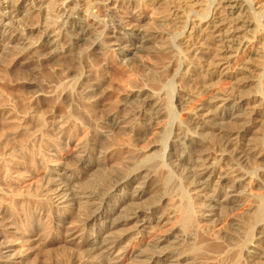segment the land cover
Wrapping results in <instances>:
<instances>
[{
	"label": "bare ground",
	"instance_id": "1",
	"mask_svg": "<svg viewBox=\"0 0 264 264\" xmlns=\"http://www.w3.org/2000/svg\"><path fill=\"white\" fill-rule=\"evenodd\" d=\"M30 1L44 16L53 13L60 18H53L54 24L51 22L38 45L25 43L16 35L19 28L15 24L31 31L24 11ZM96 1L106 19L91 15V0H0V52L4 46L0 53V264H14L17 256L3 229L27 230L44 217L19 226L13 216L42 210H47L48 235H39L36 241L52 235V241L39 246L44 253L52 249L63 264H264V256L250 251L264 243V196L254 200L252 188L264 186L260 141L264 95L252 96L246 91L257 83L256 63H264V56H256L262 33L255 18L256 8L264 0H221L215 13L200 16L190 26L184 43L189 42L197 61L193 68L177 69L174 76L197 88L195 93L193 87L185 86L174 106L182 112L192 98L201 94L209 98L191 108L187 120L191 132L182 127L173 136L167 133L172 137L170 145L165 143L171 150L166 160L155 157L156 148L165 147L154 136L164 119L173 117L171 104L162 103L168 95L139 89L105 113L101 107L109 90L103 82H93L82 66L78 73L73 68L81 42H91L95 48L118 46L114 53L129 63L138 52L154 48L149 44L169 43V31L152 32L141 23L146 18L142 13L145 6L170 0H143L142 9L131 0L130 5L137 9L130 21L111 14L109 4L114 0ZM175 1L186 15L198 14L196 10L202 11L204 6L203 0ZM171 19H165L169 26ZM5 51H13L7 62L3 61ZM64 58L73 64L59 67L67 75L64 83L60 81L52 90L54 85L33 80L46 67L61 65ZM232 68L235 74L231 76ZM229 78V91L216 88L219 81ZM15 90L24 95L16 98ZM232 103L238 110L229 119L236 121V127L216 124L225 121L222 110ZM114 132L129 137L133 145L144 147L146 143L140 160L129 156L119 167L105 166L110 146L119 140ZM97 140L100 142L94 146ZM64 149L77 160L74 167L68 169L53 159L49 168L48 152L58 157ZM163 159L180 181L171 182L172 175L168 180L170 169ZM253 163L261 165L259 178L243 170ZM159 166L163 174L158 180L154 171ZM69 173L75 178L68 177ZM181 180L184 186L179 184ZM241 209L247 211L249 220L234 215ZM172 220L176 223L168 228ZM227 225L228 231L223 228ZM90 226L96 228L92 234ZM146 230H150L148 234L143 233Z\"/></svg>",
	"mask_w": 264,
	"mask_h": 264
},
{
	"label": "rangeland",
	"instance_id": "2",
	"mask_svg": "<svg viewBox=\"0 0 264 264\" xmlns=\"http://www.w3.org/2000/svg\"><path fill=\"white\" fill-rule=\"evenodd\" d=\"M91 1H92V3L90 2L91 7L89 8V10L91 9L90 10L91 15L99 16V18H101V19H106V17L103 14V11L101 10L102 5L97 4L96 0H91ZM114 1L115 2H112L109 4V7L112 9L111 14L112 13L119 14L122 17H124V19H126V21H130L136 12V9L137 8L142 9L143 6H141V5L145 4V3L143 4V0H133L132 5H134V6L137 5L136 6L137 8L136 7L133 8L129 3V2H131V0H114ZM136 1H138V2H136ZM220 1L221 0H203V1H201L202 6L204 5L202 7L203 8L202 11L194 9L197 11L198 14H196V12L193 11V13L189 12L187 15L183 14L179 10V5L175 6L177 4L175 0H170L167 4H164V5L157 4V2H153L151 5H147V6L144 5L145 7L143 8L142 13L145 15L146 18L141 23L143 25V29L146 28L147 30H150V31H152L151 29H153V31L154 30L155 31H158V30L163 31L164 30L163 32H165V30L167 32L169 31V33H170L169 38L170 39H169V43H167L165 45H164V43H161V42L149 44V46H152V47L154 46V48L151 49L152 51L151 50L149 51L148 49H146L148 51H146V50L142 51V52L140 51L141 53L138 52L139 54H136L137 55L136 59H134V57L136 55H134V56L132 55L133 57L130 56L132 58V61H133L132 62L131 59L128 60V61H131L130 63L126 62V60L121 61L122 59H120L116 55V52L114 53V51H116V49H118V46H115V45H107L106 46L105 45V46L100 47V48H95V45L93 46L91 42H81L82 45L77 49V51L75 50L76 53L74 52L76 54V58H77L78 62L74 64L77 67L76 68L74 67L73 69H77V73H78V71L80 70L78 68H80L82 66L81 69H83V70L85 69L86 71H88V73H90V75H91L90 78L93 82H95V83L103 82V85H104L106 91L109 90L107 92V95L104 96L106 99H104V101H105L104 107H101L102 112L107 113L108 111H111V110L115 109L116 107H118L120 102H121V99H123V97L127 96L130 92L137 91L139 89L143 90L144 88H146V89H149V90L156 92V93L160 92V93H164L165 95H168L167 98L165 100H163L162 103L164 104V106L171 104V108L174 109L173 110L174 111L173 117H170V115H169V117H167V119H164V121L159 126L160 129L156 130V132H158V133L155 134L154 139H156L158 142L160 141L165 147V145H166L165 143H168V145H170L171 137L173 136V134L178 129H180V130L183 129V131H185V132H191L192 128L187 121L189 118V113L192 110L191 108H193V107H195L201 103H204V101L206 99H208L209 96L208 95H202L200 92L201 95L199 97H195L196 99L192 98L193 102H190L189 104L184 106V110L182 112H180V109L176 108L174 105H175V101L177 99H179V97L183 96L181 93H183V89L185 91V89H186L185 86L187 85V83H185V81L179 82L180 80L174 76V72L177 69L183 70V68H185V67H192L193 68V65H195V62L197 61V57L193 53L190 45L187 44L188 41L186 43H184L186 40V36L188 35V33H190V26L193 24V22L198 20L200 18V16L203 17V16L210 15L212 13H215V9L217 8V4L220 3ZM94 5H97V7L95 6V8H94ZM7 6L8 5H6V7ZM74 6L75 5H72V8ZM253 6L254 5H252V6L250 5L251 10H252ZM257 6L258 5H256L255 7H257ZM176 9L178 12L176 11ZM256 9L258 12L257 13L254 12V13H256L255 18H256V22H257L258 26L261 27V33H262V38L260 40V41H262V43L259 44L260 49L258 50L256 56L258 54L260 56H264V17L261 15V12H262V14L264 12V4L262 6L256 8ZM24 11L26 12V16H27L26 24L31 26V31L29 29H27L26 31L23 30L21 28V24L20 25L15 24V26L19 28V33H17L16 35L19 36V38L25 40L24 41L25 43L30 41L32 43L36 42L35 44H37V45L40 44L43 41V38L41 36L45 32V30H47V32L50 30L48 28V26L51 25L53 18L57 17L56 19H60L58 17V15L53 16L52 12H51L52 14L48 13L47 15L44 16L43 11L40 12L39 10H37L35 8L33 1L25 3ZM252 11H254V10H252ZM194 13L196 15H194ZM175 15H178V16L174 17ZM197 15H199V16H197ZM167 18L168 19L172 18L171 19L172 23L170 24V26L168 24V21L165 20ZM46 23L48 25H46ZM53 24L54 23L52 22V25ZM59 25L62 28H64L63 22L61 24V21H60ZM41 38H42V41H41ZM184 38H185V40H184ZM108 46H110V47H108ZM92 47H94L95 49H92ZM1 50L4 51V46L1 47ZM189 50L191 51V53ZM2 51L0 53H2ZM5 52H6V53H4L5 55L3 54V58L5 60H3V61L7 62V60L10 59L9 55L13 54V51L12 52L11 51L10 52L5 51ZM157 55H159V56H157ZM248 55L252 56L253 52L252 53L250 52V54L248 53ZM200 56L203 57L202 54H199L198 57H200ZM6 58H8V59H6ZM242 58H245V56H243ZM191 59H194V60H191ZM261 60H264V58ZM125 62L128 65L125 64ZM59 64H61V65H55V66L53 65L52 67H48V68L46 67L45 69L42 70L41 76L40 75L37 76V79H33L34 77L32 76L33 78L30 77L31 80L33 79L37 82L39 81V82L44 83V84L54 85L52 88V90H53L55 85L57 86L58 83L61 84L60 81H62V83H64L63 81L67 80L66 79L67 75L63 72H60L59 67L62 65H64V66L73 65V64H71L69 59H65V58L62 59V61H60ZM256 64L259 65V66L257 65L258 68H257V70L255 69V72H254L256 74V75L255 74L254 75L257 78V79L255 78L257 83H255L251 87L247 88L246 91H247V93H249V95L261 96V95H264V63H263V65H262V63H259V62H257ZM58 72H60V74H58ZM77 73L75 72V75H78ZM229 73L232 76L233 73L235 74V69L232 68ZM59 75H60V77H59ZM154 75H155V77H154ZM58 77H59V79H58ZM63 79H65V80H63ZM183 85H184V88H183ZM231 86H232V81L229 78L226 80L219 81L217 83L216 88H218L220 91H222L224 93V92L229 91ZM186 87H188V88L193 87V88H191V90H192V92L194 90L196 93L197 87L195 86V84L193 82H190L188 84V86H186ZM33 90H35V91H33ZM19 92H20V90H15L14 94H15L16 98L21 97V95L22 96L24 95V93L22 94ZM33 92H37V89H32V93ZM4 100L6 102L9 99L7 96H5ZM166 100H168V101H166ZM237 108H238V106L235 103L228 105V107H226V109L222 110V113H223L222 115L225 117V121H223L221 123L219 121L218 122L216 121L217 122L216 124L223 125L225 123L226 127H230V126L236 127V125H237L236 121L235 120L230 121L231 119H229V114L234 112L235 110H238ZM66 110L68 111V109H66ZM170 131H172V132H170ZM262 131H263L262 132L263 135H261L260 141H261V144H263V146H264V127H263ZM167 133H169V135L172 134V136H170V138H169ZM113 135L115 137L117 136L116 139H119L120 141L116 140L117 145L112 144L109 148V151L106 154L105 166H107V168L110 169V168H115L117 166L119 167V165L121 166L124 163V161H126L128 159L129 156H136L137 160H140V157L144 155V152L146 149L144 147L146 146V143L143 144L144 147L143 146L140 147L141 145L140 146L139 145H133L135 143L129 141L130 138L127 136L126 137L119 136V133L117 134L116 132H114ZM96 142H93L94 146H98V142H100V141L97 140ZM160 142H159V144L162 145ZM76 143L77 142H74L73 146H75ZM166 149H167V146L164 149H161V147H157L156 151L154 153L155 157H159V159H162L164 157L166 160L165 155L171 151L170 147L167 150ZM66 152L67 151L64 149L63 151H61L60 156L52 157V156H49V155H52V151H49L47 154V157H46L48 159V162L50 161L49 162V168L50 167L52 168V163H55L54 161H52L53 159L54 160H60L66 168L69 167L68 169H71L72 167H74L73 165L76 164L75 162L77 160L76 159L74 160V158L69 157L70 153L69 152L66 153ZM49 153H51V154H49ZM55 153L57 154V152H54V154ZM165 160L163 159V160H161V162L163 163ZM64 163H66V164H64ZM70 164H72V165H70ZM165 164L167 166V163H165ZM68 165H70V166H68ZM166 166H165V168L170 169V167H168V166L166 167ZM161 167H163V166H161ZM262 168H263V166H262ZM155 169L156 170L154 171V173L157 171L155 175H156L157 179L159 180L160 177L162 178V174H163V173H161L162 168H160V166H159ZM171 169H170V171L167 172V173H169V174H167V175H169V176H167L168 180L169 181L171 180V175H172L173 179L171 180V182L176 181V180L180 181L181 177H178L179 175L177 173H175L174 171L172 172ZM243 170H244V172H246L251 177L259 178V172L261 170V165L258 163H253L252 165L243 166ZM68 177L75 178V176H71V173L68 174ZM179 184L184 186V183L182 180ZM252 188H253V193L256 195L255 197H257L254 200H258V198L264 196V186L253 185ZM121 199H122V197H121ZM149 199H151V197ZM199 203H200L199 201H196V205L198 204L196 207H199V205H200ZM252 204H255V202ZM104 208L107 209L106 206ZM246 209L247 208H245V210ZM241 210H242V212H239V213L234 214V215L239 216L240 218L242 217V219L249 220V217L247 215L248 214L247 211H245L244 209H241ZM46 212H47V210L36 211V213H30L29 215L25 214L24 216H23V214L22 215H20V214L14 215L13 214L14 215L13 217L18 221V225L19 224L24 225L25 223H30V222L33 223L36 220V218H39V217L41 218L42 216H44L39 224L35 223V226H33L34 228L31 226V227L27 228V230H25V229L22 230L21 228H23V227H21L19 231H17L15 228H8V229L4 228L3 229L7 232L8 236H9L8 239L10 240V244L13 247L12 253L16 252L15 254L17 255L15 257V259H13L14 264H63L62 261H60V258L55 256L57 254V253H55L56 251H53L55 253V255L52 253V249H49L50 251L48 250L49 251L48 253H44V252H42L43 250H41L42 247L39 246L43 242L52 241V235H50L47 238H44L45 241H43V240L42 241H36L37 238H39V235L43 236V237L48 235L47 220L45 218ZM243 217H245V218H243ZM175 223L176 222L172 220L170 225H168L167 227L171 228L174 226L173 224H175ZM92 228H94V229H92ZM204 228H207V227H204ZM223 228L226 231H228L230 229L228 225L224 226ZM89 229L91 230V234H92V232L95 231L96 228H95V226H90ZM147 231L148 230H146L143 233L146 234ZM216 233L219 234L220 230H217ZM70 240L71 239H69V241ZM187 246L189 248V245H187ZM186 248L187 247H185L184 249H186ZM250 251L253 255L256 254V256H259V255L264 256V243H262L258 247H254V248L250 249ZM32 254H35V255L33 256Z\"/></svg>",
	"mask_w": 264,
	"mask_h": 264
}]
</instances>
